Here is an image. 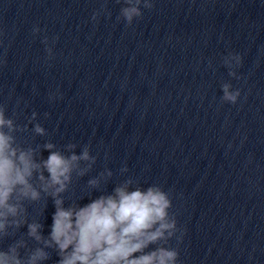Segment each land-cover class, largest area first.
<instances>
[{"label":"clouds","instance_id":"1","mask_svg":"<svg viewBox=\"0 0 264 264\" xmlns=\"http://www.w3.org/2000/svg\"><path fill=\"white\" fill-rule=\"evenodd\" d=\"M123 5L118 19L123 18L128 25L142 17V7H153L152 0H123ZM99 15L93 13L92 20ZM39 31L38 27L34 29ZM44 42L47 44L46 37ZM46 51L51 58L52 49ZM223 64L229 76L240 79L233 70L242 65L239 54L229 53ZM221 87L222 100L236 104L240 90H233L230 83ZM6 112V105L0 104V241L14 237L25 226L27 232L0 249V264H44L50 259L49 250L58 255L56 264H178L179 251L170 247L169 241H180L182 234L177 236L180 229L175 215L170 214L172 201L167 192L156 184L143 188L128 178L110 194H102L83 206L72 201L66 207L65 193L73 175L84 177L97 157L91 154L89 145L77 154L76 143H68L63 149L50 140L43 145L24 146L17 134L28 131L29 124L35 136H46V129L34 123L36 112L24 125ZM42 150L49 152L46 159ZM127 171L126 167L121 169L122 173ZM112 176L106 168L98 177L88 179L87 186L99 190L101 182L107 183ZM48 198L55 211L50 232L44 236V225L29 219L28 205ZM29 241L36 246L30 247Z\"/></svg>","mask_w":264,"mask_h":264}]
</instances>
